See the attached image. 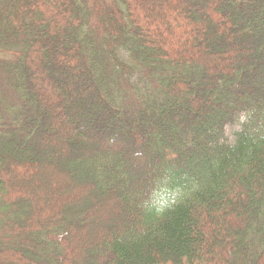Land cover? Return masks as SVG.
Returning a JSON list of instances; mask_svg holds the SVG:
<instances>
[{
	"label": "trees",
	"instance_id": "obj_1",
	"mask_svg": "<svg viewBox=\"0 0 264 264\" xmlns=\"http://www.w3.org/2000/svg\"><path fill=\"white\" fill-rule=\"evenodd\" d=\"M0 264H264V0H0Z\"/></svg>",
	"mask_w": 264,
	"mask_h": 264
},
{
	"label": "rangeland",
	"instance_id": "obj_2",
	"mask_svg": "<svg viewBox=\"0 0 264 264\" xmlns=\"http://www.w3.org/2000/svg\"><path fill=\"white\" fill-rule=\"evenodd\" d=\"M151 1H156V0H144V3L145 2H148V5H150ZM233 130L232 129H228V132H232ZM42 171L44 173H46L45 175H47V180H45V182H43V188L45 189L46 193H52V188L54 186H57L56 183H53V175L56 173L55 170H53V168H43Z\"/></svg>",
	"mask_w": 264,
	"mask_h": 264
}]
</instances>
